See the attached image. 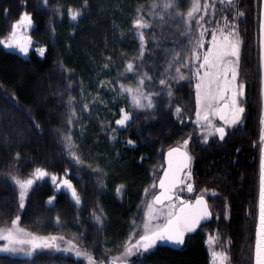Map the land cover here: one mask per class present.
Segmentation results:
<instances>
[{"label": "trees", "instance_id": "trees-1", "mask_svg": "<svg viewBox=\"0 0 264 264\" xmlns=\"http://www.w3.org/2000/svg\"><path fill=\"white\" fill-rule=\"evenodd\" d=\"M209 1L216 16L208 17L205 0H199L198 11L186 23L192 0H176L169 10L162 9L164 0H88L76 21L69 18L68 8L78 9L84 0H0V40L8 38L11 25L27 12L32 21L28 37L45 49L42 55L31 50L24 57L0 44V227L19 216L23 227L61 234L95 264H111L138 236L164 166V152L188 140L192 160L186 185L191 183L194 195L205 197L210 220L187 235L180 247L159 243L117 264H212L210 236L216 238L218 252H227L228 264L253 263L262 127L260 0H235L244 12L235 25L241 40L238 78L245 84V112L240 123L226 129L224 140L213 135L205 142L193 121L192 52L201 31L196 21L201 19L208 34L216 17L230 20L234 12L226 1ZM153 3L158 7L153 9ZM138 7L149 24L141 30L146 40L142 58L133 26ZM130 61L133 72L126 71ZM177 68L184 79H172ZM145 73L151 80H145L143 91L159 95L152 97L153 108L134 109L119 88H136ZM161 79L167 84L160 85ZM70 97L75 98L71 104ZM177 107L180 114L175 113ZM72 108L76 116L69 124ZM121 108L131 114L124 127L116 124ZM69 136L71 149L65 139ZM37 168L47 175L35 180L20 208L12 177L33 178ZM66 171L80 204L71 191L56 192L51 186L52 176ZM52 194L55 202L48 206ZM94 214L101 216L102 224ZM0 264L86 263L70 253L46 251L35 259L0 254Z\"/></svg>", "mask_w": 264, "mask_h": 264}, {"label": "snow or ice", "instance_id": "snow-or-ice-1", "mask_svg": "<svg viewBox=\"0 0 264 264\" xmlns=\"http://www.w3.org/2000/svg\"><path fill=\"white\" fill-rule=\"evenodd\" d=\"M47 3V0H45ZM88 0H84V3L78 9L68 8V16L72 21H76L81 15V9L87 7ZM223 4L225 0H220ZM264 2V0H262ZM227 4L234 9L233 20L228 21L225 19L224 27L219 29H213L212 41L207 51L204 53L202 61L199 63V69H205L203 76L200 75L199 69L196 71L199 82L196 84V121L195 123L201 127L202 133H204V141L207 142L209 136L218 134L221 140H224L227 133L225 126L231 127L237 125L241 119L242 114L245 112V108L238 100L239 97L245 96V84L237 81L238 66L240 61V45L241 40L237 32V26L234 21L237 17L243 16L244 12L238 10V3L235 0H227ZM176 6V0H164L162 4L163 10H169ZM142 7V6H141ZM153 9L158 5L153 3L151 6ZM200 5L199 0H192V6L186 13V23H188L193 17L194 13L198 11ZM205 8L208 7L207 0H205ZM7 11V10H5ZM60 11V8H57ZM140 7L137 9L138 18L133 21V26L137 30V34L140 40V57L142 58L145 50V34L142 29L148 28V22L139 15ZM180 15V13H177ZM163 19V16H161ZM197 24L201 25L200 36L203 37L206 29L203 28L201 19H197ZM32 23L30 15L25 12L21 15L20 19L11 25V32L7 40H0V44H3L7 48H18L21 53L27 54L29 51L28 45L31 43L30 37H21L17 32L18 28L24 26H30ZM260 30V68H261V98L264 101V12H262L259 21ZM202 47V40L197 42L196 47L193 49L192 55L199 60L198 49ZM44 48L38 49L40 54H43ZM111 59V58H109ZM171 63V62H170ZM187 66V65H186ZM108 67V65H105ZM126 71L133 72L134 65L130 61L126 65ZM151 80V77L145 73L138 80L136 88L126 87L121 84L119 88V94H127L131 98L132 107L134 109H150L154 107L153 95H159V93L144 92L143 86L145 80ZM175 80H182L184 76L179 68L176 69V75L172 77ZM221 81L223 83L221 84ZM103 81L101 84L103 85ZM160 85H166L167 81L161 79ZM71 87V85H69ZM168 96H172V92H168ZM75 98L70 97L69 103L71 104ZM89 105H84V110H88ZM121 118L116 120L118 126H125L131 120V114L125 109L121 108ZM177 114L181 113V109L177 107ZM218 116L225 126L217 127L212 122V116ZM76 116L75 109L72 108L69 115L68 123H73V117ZM203 121V123H202ZM261 174H260V198H259V223L256 230V242L254 249V264H264V109L261 114ZM39 127V125H36ZM115 131V129L113 130ZM114 139L115 137H110ZM69 142V148L71 149V138L65 137ZM128 144H134L135 142L129 140ZM184 145L187 146L188 140H185ZM175 154H179V163L174 166L173 157ZM73 158L79 163L80 158L75 152L72 153ZM19 157V153H17ZM168 168L164 171V176L161 177L159 187L160 193L154 197L153 203L149 204V212L146 214L147 220L144 224L143 234L139 236V239L135 244H129L125 250L124 256L144 255L151 250L158 241L168 240L175 244H182L184 242V235L186 232L194 231L201 221H206L212 215L209 209V205L203 195L197 196L195 204L192 202L180 201V211H169L166 218V223L163 225L151 226V221L157 219L155 215V209L153 204L161 205L165 201H171V193L177 187V185L183 183L182 179L177 175L181 169L190 168L192 157L188 155L186 151H181L180 148L170 149L168 152ZM47 173L40 168L35 169V179H43ZM187 175L190 177L191 173ZM16 184L19 185L20 193V208L25 206V197L28 194L29 189L33 186L34 180L27 179L20 181L15 177H12ZM53 182L57 181L56 176H52ZM57 187H66L71 191L72 197L76 204H80L81 200L77 193L76 188L72 185L68 179L61 180ZM119 186L117 191H120ZM147 191V190H146ZM188 191H193V185L188 184ZM215 195V193H213ZM51 201V198H50ZM175 208V205H172ZM95 215V214H94ZM59 219V218H58ZM95 219L98 223L102 224L100 215H95ZM20 217L17 216L12 224L15 226ZM58 237L51 236L48 238H40L32 234L25 233L24 230L13 227L7 231H0V240L5 241L0 246V252H21L30 258L35 259L36 255L43 254L49 250L59 251L58 245L55 243ZM216 238L210 236L209 242L215 243ZM71 245V242H69ZM75 251L76 256H81L82 253L75 249V246L64 248V252ZM213 257L212 264H227L229 256L226 251H213L211 253ZM123 259V258H120ZM89 264H95L92 257H88Z\"/></svg>", "mask_w": 264, "mask_h": 264}, {"label": "rangeland", "instance_id": "rangeland-1", "mask_svg": "<svg viewBox=\"0 0 264 264\" xmlns=\"http://www.w3.org/2000/svg\"><path fill=\"white\" fill-rule=\"evenodd\" d=\"M226 2H227V1H226ZM210 3H211L210 1L207 2L208 7L205 8V9H206V11H207L208 17L213 18L214 16L217 15V12H216V10L214 9V5H213V4L210 5ZM224 17H225V15H222V16H220V17H216V18H215L213 25H210V26L208 27V30H210L208 34L205 33L204 36L201 37V36H200V32L198 33V38H199L198 41L202 40V47H200V48L198 49V53H199V58H200V59L197 60L195 57H193V65H194V67H193V69H192V71H193V75H191L192 78H193V80H194L193 83H194L195 94H196V84L199 82V77H197V75H196V71H197V69H199V63L202 61V58H203L204 53L207 51L208 47H209L210 44H211V41H212V31H213V29H219V28H221V27H224V25H225V21H223L222 23L219 22V21L223 20ZM229 19H230V20H228V21H232V20H233V16H230ZM234 23H235V21H234ZM31 25H32V23H31ZM31 25H30V26H24L22 29H21V28H18V29H17V32L19 33V35H20L21 37H28V30H29V28L31 27ZM238 34H239V33H238ZM2 40H7V38H6V39H2ZM2 45H3V44H2ZM3 47H4L6 50L17 52V53H19L20 55H22V56H24V57H26V56L28 55L29 51H31V50H35L39 55H42V54H40V53L38 52V49H40V48H44L43 46H35V45H33L32 43H30V44L28 45V48H29L28 53H27V54H24V53H21V52L19 51L18 48H15V47H13V48H7V47H5L4 45H3ZM204 71H205V69H199V72H200V75H201V76H203ZM237 81H238L239 83H241L240 80H239V78H238V76H237ZM222 83H223V81H221V84H222ZM238 100L241 102L242 106L244 107L243 97H239ZM176 109H177V108H175V113L177 114ZM262 109H264V101H262ZM120 118H121V113H120ZM120 118H119V119H120ZM193 121H194V122L196 121V108H195V114H194V117H193ZM212 122H213L216 126H218V125L225 126L223 121H222V122H217V116H215V115L212 116ZM240 122H241V121H240ZM240 122H239V123H240ZM202 123H203V121H202ZM195 124H196V123H195ZM196 125H197V124H196ZM119 127H124V126H119ZM231 127H232V126H231ZM197 128H198V131L201 132V134H202V138L204 139V133H202V131H201V127H200L199 125H197ZM225 128L227 129V128H230V127L225 126ZM182 147H184V148L186 149V146L183 145V144H182ZM185 176H187V175H185ZM27 179H33V180H34L33 186L35 185V183H36V182H35V180H36L35 177H33V178H32V177H29V178H26V179H18V180H20V181H25V180H27ZM63 179H66V178H64V177L62 176V177H61V180H63ZM187 179H188V178H187ZM51 180H52V178H51ZM186 184H187V181L184 182L183 187H186V186H187ZM17 186H18V191H19V193H20L19 185L17 184ZM33 186H32V187H33ZM179 190H180V189H178L177 192H179ZM71 195H72V194H71ZM25 198H26V197H25ZM19 201H20V198H19ZM150 203H153L152 199L149 200V202H148V204H147L146 210H145L144 215H143V218H142V222H141V224H140V228H139V231H140V232L138 233V236H136V238L133 239V241L131 242L132 244H135L136 241L139 239V236L143 234V231H144V224H145V222H146V220H147V216H146V214L149 212V204H150ZM176 204H177L176 201H171L169 204H167V205H163V206H157V205H154V204H153V208L155 209V215H156L158 218H157V219H154V220L151 221V226L154 227V226H156V225H163V221H164V220H165V223H166V219H165V218H167V214H168V212H169V211H174L175 208H172V205H175V206H176ZM165 215H166V216H165ZM13 227H16V228L22 229V230H24L25 233L32 234V235H35V236L40 237V238H48V237H51V236L58 237V238H60V239H58L57 241H55V243L58 245V247H59V249H60L59 252H64V251H63L64 248H68V247H71V246H75V249H78V250L82 253V255L79 256V258H82V259L85 261L86 264H89L88 257H91V256H90V255H87V253H86L85 251H83L81 248L77 247V245H76L72 240H70L69 238L64 237V236L61 235V234L38 233V232H35V231H32V230H29V229L23 227V226L20 224L19 221H18V223H17L15 226L12 224V222H11L9 225L1 226V227H0V231H7L8 229H11V228H13ZM69 242H71V245L69 244ZM161 242H162V241H158L157 244H159V243H161ZM4 243H6V242L3 241V240H0V246H2ZM157 244H156V245H157ZM156 245H155V246H156ZM207 245H208L209 250H210L211 253H212L213 251H217V250L214 248V247H215V243H210V242H209V239L207 240ZM155 246H154V247H155ZM127 247H128V246H127ZM127 247H126V248H127ZM154 247H153V248H154ZM126 248H124V251H123L121 254H119V255H114V256H113L112 261H111V264H117V263L119 262V259H120V258H128V257L130 258V256H128V257H125V256H124V253H125ZM49 251H57V250L53 249V250H49ZM217 252H218V251H217ZM64 253H70V254L76 256L74 250H73V251H69V252H64ZM0 254H6V255H9V256H18V257H28L27 255H25L24 253H21V252H16V253H11V252H0ZM77 257H78V256H77ZM211 257H212V255H211ZM120 260H121V259H120ZM212 262H213V257H212Z\"/></svg>", "mask_w": 264, "mask_h": 264}, {"label": "water", "instance_id": "water-1", "mask_svg": "<svg viewBox=\"0 0 264 264\" xmlns=\"http://www.w3.org/2000/svg\"><path fill=\"white\" fill-rule=\"evenodd\" d=\"M225 1H227V0H225ZM262 12H264V2H262V0H260V11H259V21H260V17H261V14H262ZM258 41H259V52H260V30H259V32H258ZM217 118H218V120H220L219 119V117L217 116ZM221 121V120H220ZM218 135V134H217ZM219 136V135H218ZM173 148H180V150L183 152V151H186L184 148H182V147H180V146H172V147H170V148H168L165 152H164V167H163V170H162V172H161V174H160V177H159V179H158V181H157V183H156V188H157V192L155 193V195L153 196V201H154V197L156 196V195H158L159 193H160V191H161V189H160V187H159V183H160V179H161V177H163L164 176V171H165V169H167L168 168V159H167V156H168V152H169V150L170 149H173ZM187 152V151H186ZM188 153V152H187ZM188 155L190 156V154L188 153ZM179 160H180V157H179V154H175L174 155V157H173V163H174V166L176 165V164H178L179 163ZM190 165H191V163H190ZM190 168H188V169H181L179 172H178V176L181 178V179H183V176H184V173L186 172V171H188ZM260 174H261V162H260ZM66 175H69V172L68 171H66ZM57 177V176H56ZM57 179H58V177H57ZM55 183L56 182H53V186L55 185ZM182 184V183H181ZM181 184H179V185H177V187H179ZM176 187V188H177ZM175 188V189H176ZM175 189L173 190V192L171 193V195H172V198L174 197V192H175ZM50 198H51V201H50ZM259 198H260V183H259V195H258V204H257V217H256V224H255V238H254V246H253V263L252 264H254V249H255V242H256V230H257V225H258V223H259ZM53 199H54V196H50L49 198H48V200H47V202H46V205H50V203L53 201ZM166 202V201H165ZM194 204H195V202H194ZM180 211V208H178L177 209V213ZM211 218V216L209 217V219ZM208 219V220H209ZM208 220H206V221H201V223H204V222H207ZM200 226V225H199ZM198 226V227H199ZM198 227L194 230V231H192V232H186L185 233V235H184V239H185V236L186 235H188V234H192V233H194L197 229H198ZM163 243L164 244H167V245H170V246H172V247H180L182 244H175V243H173V242H170V241H168V240H163Z\"/></svg>", "mask_w": 264, "mask_h": 264}, {"label": "flooded vegetation", "instance_id": "flooded-vegetation-1", "mask_svg": "<svg viewBox=\"0 0 264 264\" xmlns=\"http://www.w3.org/2000/svg\"><path fill=\"white\" fill-rule=\"evenodd\" d=\"M218 127V126H217ZM60 182V179L56 181L55 185L53 186V188L57 187V184ZM58 188V187H57ZM61 190L62 188H64V190L66 191V187H60ZM60 188H58L60 190ZM178 189L179 192H175V195H174V198L171 200V201H176L177 204L175 206V209L174 211L176 212L178 208H180V201L183 200L185 202H192L194 204V202L196 201V198L197 196H200V195H194L193 191L192 192H189L188 191V186L186 187H179ZM194 190V189H193ZM206 200V199H205ZM171 201H166L164 203V205H167L169 204ZM54 200L52 201V204H54ZM202 224V223H201Z\"/></svg>", "mask_w": 264, "mask_h": 264}]
</instances>
